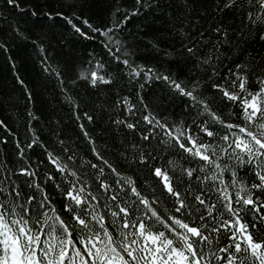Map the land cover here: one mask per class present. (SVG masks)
Returning <instances> with one entry per match:
<instances>
[{
	"label": "snow or ice",
	"instance_id": "1",
	"mask_svg": "<svg viewBox=\"0 0 264 264\" xmlns=\"http://www.w3.org/2000/svg\"><path fill=\"white\" fill-rule=\"evenodd\" d=\"M160 4L116 6L115 20L101 27L76 11L80 0L43 13L100 40V51L78 64L49 53L52 40L59 42L54 33L31 41L44 78L58 90L54 99L83 137H67L53 114L49 142L33 126L40 119L33 89L10 55L29 37L4 12H22V0L0 3V52L9 54L22 88L27 133L21 138L0 119L15 146L14 160H0V264H264V58L241 46L250 34L264 40V0H201L199 8L186 0L179 7L189 11L172 27L179 47L149 41L164 59L175 58V70L138 62L139 50L123 35L131 16ZM30 11L37 15L35 5ZM125 77L134 95L120 88ZM153 81L168 99H147L143 90ZM81 85L85 96L102 86L117 91L111 103L93 101L88 111ZM177 95L179 118L167 111ZM85 120L104 121L111 134L104 125L90 132ZM37 146L43 159L31 154Z\"/></svg>",
	"mask_w": 264,
	"mask_h": 264
},
{
	"label": "trees",
	"instance_id": "2",
	"mask_svg": "<svg viewBox=\"0 0 264 264\" xmlns=\"http://www.w3.org/2000/svg\"><path fill=\"white\" fill-rule=\"evenodd\" d=\"M3 0H0L2 3ZM74 0H22L24 10L22 12L11 10V13L5 11L4 16L8 21H16L20 25V30L27 35V40H18L12 46L10 55L16 62V70L25 83L33 89L35 103L34 108L36 114L40 116V119L33 125L42 139L49 141V124L50 117L55 115V118L61 121V127L67 137L73 141L82 142L83 137L80 134L79 128L70 118L71 113L68 107L56 99L54 96L58 95V90L54 89L52 84L49 83L40 70V52L31 41L35 40L37 36L44 37L49 36L51 38L54 33L57 40H52V46H49L48 51L52 53L55 51L56 57L60 60L68 61L70 63L78 64L80 60H87L88 53L95 49L100 51V40L97 39H84L77 34H74L72 30L67 28L62 19L58 17H46L43 13L48 9L59 10L67 4H72ZM201 0H197V7L199 8ZM206 3L207 0H204ZM83 7H77L76 11L79 14L89 17L91 22L96 27L108 26L110 19L115 20L114 17H110L112 9L116 6L123 8L135 7V0H80ZM186 0H161L160 8L149 10H142L138 14L133 15L126 22L123 35L139 50L138 55L140 61L147 60L149 63H158L162 67H173L175 70V58L169 57L164 59L161 54H157L149 45V41L158 40L162 47H168L169 45H175L179 47L178 39L175 38V34L172 32L173 23L176 18L181 15L182 12H187L189 9H183L179 7L184 5ZM35 5L37 15H32L30 7ZM72 9H66L71 11ZM195 12H193L192 19L195 20ZM206 19V18H205ZM226 21L231 23L234 28L239 27V21L236 20L233 23L231 15L226 16ZM0 27H6L3 19H0ZM89 35L91 32L89 31ZM115 38V37H114ZM242 49L245 54H250L254 58H264V40H261L258 35L250 34L249 37L242 43ZM9 54L0 52V119H3L8 123L13 132H18L21 138H24L27 133L26 120L24 119V95L22 88L17 84L15 79V73L13 72L12 65L8 62ZM170 61L172 63L170 64ZM115 63V62H114ZM114 70V69H113ZM120 88L124 90V93L132 92L135 94V88L128 82L127 77L124 80L118 79ZM80 95L84 97L88 103L83 104L82 108L88 111L92 110V102L100 103L104 101L105 97H108V103L114 99V93L117 91L116 85L102 86L96 92L89 93L88 96L84 95V87H80ZM144 93L147 99L152 102H158L161 96L168 99L165 86L161 82L153 81L146 85ZM99 96V100H95V97ZM183 104L181 99L177 95L171 99V103L167 105V111L169 113L175 112L177 118H179ZM20 113V115L17 114ZM107 116H105V121ZM90 132L98 133L101 125H104L106 133H110L109 128L104 121H101L97 125L88 124L85 120ZM123 135V133L117 134V139ZM0 136H7L8 142L6 144H0V160L5 156L9 160H14V142L12 136L6 132L3 128H0ZM34 157L43 159V154L39 146L35 147L31 153Z\"/></svg>",
	"mask_w": 264,
	"mask_h": 264
}]
</instances>
